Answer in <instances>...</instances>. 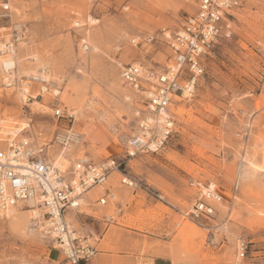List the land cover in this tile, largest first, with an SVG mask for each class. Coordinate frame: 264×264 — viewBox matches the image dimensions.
I'll return each mask as SVG.
<instances>
[{
	"label": "rangeland",
	"instance_id": "374dc122",
	"mask_svg": "<svg viewBox=\"0 0 264 264\" xmlns=\"http://www.w3.org/2000/svg\"><path fill=\"white\" fill-rule=\"evenodd\" d=\"M3 2L11 17H0V37L19 32L15 50L22 72L7 85L0 66V126L24 129L40 143L51 140L52 155L63 151L70 158L63 169L78 158L116 157L121 172L135 181L130 186L120 171L112 172L82 195L71 227L101 255L125 254L133 264H153L160 255L173 264H226L239 238L249 243L245 264H264V0H241L233 10L232 35L203 57L192 95L172 104L176 121L165 147L135 155L127 142L142 105L123 83L121 66L169 65L173 50L164 29L175 31L199 0H0V12ZM148 35L154 40L145 47L131 42ZM40 67L48 81L23 70ZM57 106L71 109L75 119L54 116ZM66 137L72 140L63 150L60 139ZM193 179L215 183L222 193L221 203L211 201L213 216L188 214L201 195ZM108 191L113 195L106 197ZM135 196L143 197L144 207L136 215L120 214L119 204ZM12 218L0 214V264L61 259L54 239L39 234V224L22 234Z\"/></svg>",
	"mask_w": 264,
	"mask_h": 264
},
{
	"label": "built area",
	"instance_id": "2783aa9c",
	"mask_svg": "<svg viewBox=\"0 0 264 264\" xmlns=\"http://www.w3.org/2000/svg\"><path fill=\"white\" fill-rule=\"evenodd\" d=\"M240 1L199 0L197 11L185 16L175 31L167 33L164 29L165 38L173 50V61L163 70L158 69L154 62L122 64L121 79L139 95L142 105L136 106L137 127L127 142L132 150L155 152L168 143L176 121L172 104L178 101L177 97L187 99L186 92L191 94V86L194 87L204 71L203 57L220 39L232 35L230 16ZM1 11L0 17H11L8 2L1 3ZM19 39V32L8 38L0 37V52L10 53L17 48ZM153 40L154 36L148 35L141 39L132 38L131 42L145 47ZM53 114L57 118L75 119V113L65 107H55ZM23 130L0 126V214L25 204L38 215L41 213L49 231L54 234L53 245L59 250L61 259L26 264H86L97 255L98 249L89 242L88 237L71 227V214L80 205L77 196L105 182L113 171H122V162L116 157H107L99 162L91 158H78L68 169H62L52 163L51 140L40 143L34 137L23 134ZM70 140L66 137L60 141L62 149L70 147ZM203 183L199 179L190 182L201 193L188 212L193 217L213 216L215 206L211 201L223 199L215 183ZM77 188L81 191L76 195L74 192ZM146 191L154 195L151 189L147 188ZM112 195L110 191L105 194L106 197ZM106 197L100 201L105 203ZM29 201H33V204H27ZM33 219L37 220L36 217ZM248 250L249 243L239 238L235 257L226 264H245Z\"/></svg>",
	"mask_w": 264,
	"mask_h": 264
},
{
	"label": "bare ground",
	"instance_id": "6f19581e",
	"mask_svg": "<svg viewBox=\"0 0 264 264\" xmlns=\"http://www.w3.org/2000/svg\"><path fill=\"white\" fill-rule=\"evenodd\" d=\"M90 19L93 21V18H90ZM17 27H20V25H17ZM169 33H171V32H169ZM136 38H140V37H135V39ZM15 49L16 48L11 50L10 53H1L0 52L1 53L0 54V66L2 68V73H1L2 75L1 76H2V79L5 81V83L7 85H11L12 83H14L16 81L17 74L22 72V70H21L22 66L20 64V56L17 54V51ZM172 61H173V58H172ZM172 61H171V63L169 65H172ZM135 63H140V62H135ZM23 70H24V73L27 74V76H32L33 78H41V79L47 80V81L49 80L48 72H47L45 67L29 68V69H23ZM28 88H29V83L25 82L24 86L22 88V92H21L22 96H24L25 92L28 91ZM44 88H45V86H44ZM191 90H193L192 86H191ZM55 93L57 94V93H59V91L55 90ZM188 94H189V96H191L192 95V91H191V94L189 92H188ZM185 96H188V95H185ZM68 138H70V137H68ZM61 140H63V138ZM67 148H65V149H67ZM135 152L136 151L131 149V154L132 155H135ZM84 158H86V157H84ZM84 158H81V159H84ZM52 160H53L52 163H54V166H58V167L62 168L67 163H69L70 158L66 157L65 153H63V151H62L60 154H53L52 155ZM250 163L252 164V162H250V160H249V164ZM69 166H66L65 169H68ZM115 171H117V170H115ZM121 173H122V175H124V177L122 179L123 183H126V184H128L130 186H134L135 185V181L132 178H130L128 175L124 174L123 172H121ZM245 174H246L245 170L244 171H242V170L239 171V176L240 177H244ZM212 185H214V184L212 183ZM201 187H202V190H205L204 186H201ZM80 191H81L80 188H77L75 190L74 194L77 195V194L80 193ZM86 192L87 191H84V192L80 193L77 196L78 204H80V201L84 200V197H82V195H85ZM223 199H222V201H223ZM222 201H219L217 203H221ZM100 202H102V201H100ZM27 204L32 205L33 201H29V202H27ZM32 212L33 211H31V209L20 212L18 210V206H17V207L12 208L10 211L6 212V214H11L13 216V218H12V227L15 230H17V231H20L22 234H27L28 232L35 231L36 228H33L32 225H34V223H37V224H39L40 228L43 229V231H42V229L39 230V234L42 233L43 236H44V234H46L47 236H50V238H54L55 237L54 234L49 231V228L47 227V224H46L47 222L45 221V219L41 215V213L38 215L37 212H35L34 214ZM33 217H36L37 220L33 221L32 220ZM28 263H30V262H28Z\"/></svg>",
	"mask_w": 264,
	"mask_h": 264
},
{
	"label": "crops",
	"instance_id": "0c3cea01",
	"mask_svg": "<svg viewBox=\"0 0 264 264\" xmlns=\"http://www.w3.org/2000/svg\"><path fill=\"white\" fill-rule=\"evenodd\" d=\"M104 146L108 145L106 142L103 143ZM112 176L110 175V178ZM117 176L113 177L115 180ZM109 179V178H108ZM97 186V185H95ZM90 191V190H89ZM125 192V190H120L121 195ZM143 197L135 196L133 199L129 200L126 203H120V214H128V215H136L139 209L144 207L145 200ZM134 259L127 257L125 254H112L108 253L106 255L97 254L96 258H93L87 261L86 264H133ZM153 264H173L171 258L169 256H156L153 258Z\"/></svg>",
	"mask_w": 264,
	"mask_h": 264
}]
</instances>
